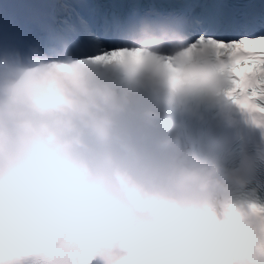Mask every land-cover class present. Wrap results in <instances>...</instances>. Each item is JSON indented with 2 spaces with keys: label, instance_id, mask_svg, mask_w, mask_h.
Returning a JSON list of instances; mask_svg holds the SVG:
<instances>
[{
  "label": "clouds",
  "instance_id": "obj_1",
  "mask_svg": "<svg viewBox=\"0 0 264 264\" xmlns=\"http://www.w3.org/2000/svg\"><path fill=\"white\" fill-rule=\"evenodd\" d=\"M140 30L101 55L0 48V264H264V202L175 120L264 113L185 36Z\"/></svg>",
  "mask_w": 264,
  "mask_h": 264
},
{
  "label": "snow or ice",
  "instance_id": "obj_2",
  "mask_svg": "<svg viewBox=\"0 0 264 264\" xmlns=\"http://www.w3.org/2000/svg\"><path fill=\"white\" fill-rule=\"evenodd\" d=\"M85 13L102 21L98 28ZM61 16L75 18L78 25ZM142 25L185 36L223 69L237 103L264 113V3H6L0 6V48L38 40L44 46L65 42L77 55L93 49L101 55L141 38ZM245 67L251 71L236 74Z\"/></svg>",
  "mask_w": 264,
  "mask_h": 264
},
{
  "label": "bare ground",
  "instance_id": "obj_3",
  "mask_svg": "<svg viewBox=\"0 0 264 264\" xmlns=\"http://www.w3.org/2000/svg\"><path fill=\"white\" fill-rule=\"evenodd\" d=\"M114 1L116 2V0H99L98 2L96 3H100V4H106V3H114ZM257 0H247L246 2H256ZM90 3L93 4V0H90ZM233 3V5H243L244 3L240 2H235V0H231V4ZM61 18V17H60ZM96 23H100V22H97ZM100 25V24H99ZM99 25H97L99 27Z\"/></svg>",
  "mask_w": 264,
  "mask_h": 264
}]
</instances>
